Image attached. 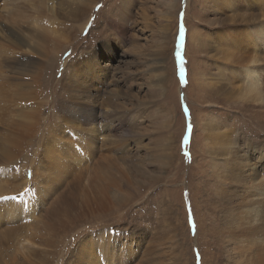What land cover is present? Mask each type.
<instances>
[{
  "label": "rangeland",
  "instance_id": "374dc122",
  "mask_svg": "<svg viewBox=\"0 0 264 264\" xmlns=\"http://www.w3.org/2000/svg\"><path fill=\"white\" fill-rule=\"evenodd\" d=\"M260 24L264 0H0V86L11 93L0 128L35 124L10 127L24 140L0 161V264H32L26 231L66 189L71 211L48 213L57 231L35 264H175L183 240L184 264H235L222 206L247 145L264 143V105L243 76L254 54L264 68ZM84 88L100 134L77 121L89 113ZM118 119L120 143L121 130L104 129ZM90 180L104 187L101 206L79 202Z\"/></svg>",
  "mask_w": 264,
  "mask_h": 264
},
{
  "label": "bare ground",
  "instance_id": "6f19581e",
  "mask_svg": "<svg viewBox=\"0 0 264 264\" xmlns=\"http://www.w3.org/2000/svg\"><path fill=\"white\" fill-rule=\"evenodd\" d=\"M79 7L83 8L84 5H81ZM86 7L87 6L85 5V8ZM73 8L74 7H72L71 9ZM255 33L259 34L260 41L262 43V41L264 40V24L258 25L255 29ZM224 37H227V34H225ZM247 40L248 39H246V41ZM250 40H251V37L249 39V42ZM22 46H21V50L24 51V53L22 54V60H27L30 58L29 54L31 52L33 53L34 47L32 44H24V47ZM251 61L252 63L244 64V70H243L244 75L243 76L246 77L245 90L247 94H250V97L253 99V103L254 104L256 103L255 106H261V105H264V68L261 67V65L256 64L258 62L257 55L254 54L252 56ZM3 71H6V69L0 72V79L4 77L2 76L4 75ZM7 81L8 79L6 80V82ZM7 85H10V84H7ZM220 86H222V84ZM7 89H4L0 86V120L1 121L4 120L2 118L4 113H7L5 111L9 110V109L4 110L6 106H3L4 102H5L4 105H6V102L10 101V100L8 101L6 98H9L11 96L10 92L12 90L11 91L8 90L10 94H7L8 92H5L7 91ZM95 89H96V92L99 91L97 90V88ZM29 90L26 91V93L28 92L31 95V89ZM15 91L16 90H14V92L12 91L13 92L12 95L15 93ZM17 91L18 92L16 93L18 94L20 92H23L24 90L22 91V89L21 90L17 89ZM24 93L25 92L21 94H24ZM28 93L27 95H29ZM94 96L95 95L91 93V90H89V88L78 90L77 102L79 101V102L84 103L89 109V113L82 119L78 118L77 121L80 124L81 122L89 123L90 125L89 124L88 125L91 127L89 128L88 131L96 135V133L98 134L100 133L99 131H96L97 127L95 128L92 125L93 123H95V121L99 120L100 114H98V112L95 110L93 106ZM21 97L19 99H21ZM9 113L11 112L9 111ZM9 115L7 116L9 117ZM103 119H106V118L103 117ZM11 122L13 126H10V123L8 124L6 123L5 126H2V129L0 128V131H1L0 161H3V160L6 161V160L11 159L15 154V149L18 148L19 145H21V143L24 140L22 135H20L19 133L15 131H11L10 127H13V128L19 127L26 132H29L35 128L34 119L33 117H30V116L28 120H21V118H19L15 121L11 120ZM89 126H86V127H89ZM123 127H124V123H122V121L118 119V121L115 122V124L110 123V122L107 123L104 129L108 132L110 131L116 132L117 130H121L120 131L121 133L116 136L117 139L115 141V142L120 143V142L126 141L123 139V138H126V130L123 129ZM247 147L250 148L248 150L249 153L253 152L252 153L253 156L251 158H248V155H246L243 158H241V160L239 161L240 168L238 169L239 170L238 173L235 176H232L229 181V194L227 195V197H225V200L223 199L221 219H222V222L224 223V231H223L224 235H221V236H225L224 238L227 242V246L232 250V254H235V255H232L235 264H264V143H262V141L261 142L258 141L257 143H255V145H249V146L247 145ZM92 180L95 182V179H92ZM92 180H90L91 183L89 182L88 184L90 189L92 190L91 194H88V195L82 194L81 196L82 199L79 196L77 197L80 198L79 202L82 203V201L87 200V196H89L94 207L95 205L101 206L103 204L104 187H101L103 185L102 184L100 185V183H96L94 187L92 185V183L94 184ZM97 184L100 185V188L97 189V191L95 190L96 192L94 193L93 188L96 189ZM98 192L99 194H97ZM69 194H70V189H66L60 192L58 196L55 198V200L50 204V206L52 205L53 207L50 210L48 209L45 212V214H43L37 220L36 222L37 229L32 228L26 231L27 237L23 241L25 244V246L23 247L24 248L23 256L20 255L24 262L32 263V264L38 263L34 261L35 257L41 255L42 253H46V251L48 250L46 247V244L48 243L50 236H52L53 231H57V230H54L53 228L55 226H53L52 223L47 221L48 213L56 215V213H58V211L60 210V213H62V215L64 214L65 216V214H68L71 211L70 210L71 199H70ZM40 195L41 194H39L37 197H39ZM59 215L60 214H58V216ZM9 218H12V215H10ZM49 218H50V215H49ZM62 220H63V217H62ZM54 221H55V217H54ZM60 223L61 225H63L62 222ZM57 224H59V221ZM60 227H56V228H60ZM21 246L22 245H20V247ZM175 248H176V251H175L176 263L175 264H184L183 259H181V256L184 255V252L186 251L184 240L180 243L179 246H176ZM142 264H154V263L152 261H147V262H143Z\"/></svg>",
  "mask_w": 264,
  "mask_h": 264
}]
</instances>
